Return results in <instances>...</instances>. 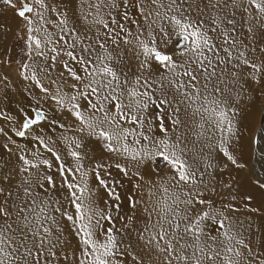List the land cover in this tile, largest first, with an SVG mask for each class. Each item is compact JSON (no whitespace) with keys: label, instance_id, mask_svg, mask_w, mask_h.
I'll use <instances>...</instances> for the list:
<instances>
[{"label":"snow or ice","instance_id":"1","mask_svg":"<svg viewBox=\"0 0 264 264\" xmlns=\"http://www.w3.org/2000/svg\"><path fill=\"white\" fill-rule=\"evenodd\" d=\"M0 16V264H264V0Z\"/></svg>","mask_w":264,"mask_h":264},{"label":"rangeland","instance_id":"2","mask_svg":"<svg viewBox=\"0 0 264 264\" xmlns=\"http://www.w3.org/2000/svg\"><path fill=\"white\" fill-rule=\"evenodd\" d=\"M11 15V13H8V16H10ZM0 22H5V17H3V16H0ZM8 23H12V24H14L15 22L14 21H11V20H9V21H7Z\"/></svg>","mask_w":264,"mask_h":264}]
</instances>
